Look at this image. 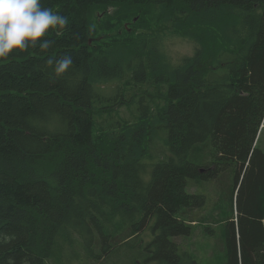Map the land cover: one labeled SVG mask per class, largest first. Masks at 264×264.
<instances>
[{
	"label": "trees",
	"instance_id": "obj_1",
	"mask_svg": "<svg viewBox=\"0 0 264 264\" xmlns=\"http://www.w3.org/2000/svg\"><path fill=\"white\" fill-rule=\"evenodd\" d=\"M41 5L68 17L66 29L44 38L46 52L0 60V264H48L74 245L91 264H197L172 239L210 216L232 219L221 201L198 212L202 185L224 172L230 184L228 171L237 223L224 225L226 264H264V154L252 151L264 120V0ZM165 33L194 54L167 62ZM66 54L73 65L55 78L47 62ZM148 86L165 88L157 112ZM124 105L133 120L114 121Z\"/></svg>",
	"mask_w": 264,
	"mask_h": 264
},
{
	"label": "rangeland",
	"instance_id": "obj_2",
	"mask_svg": "<svg viewBox=\"0 0 264 264\" xmlns=\"http://www.w3.org/2000/svg\"><path fill=\"white\" fill-rule=\"evenodd\" d=\"M257 12H260L259 10ZM124 25V24H123ZM121 27L122 32L124 29L126 30V26L124 25ZM132 30V28L130 27ZM161 30H157L154 33H160ZM127 32H136L130 31L127 29ZM160 45L162 47L163 52L166 55L167 62H169L172 65L177 64L180 60L186 57H191L194 54L195 47L193 44L189 43L186 40H183L179 37H176L175 35H172L170 33H165L163 37L159 38ZM117 83L114 82L113 86L115 87ZM146 88V87H145ZM148 95H151L150 99L152 101L153 107L156 110H158L164 102V91L165 88L162 86L161 88H152V86H148ZM160 89V91H157ZM151 92V93H149ZM131 91L129 90V94H126L124 96V99L121 100V102L127 104L128 99L131 95ZM134 115V107H131L130 109H127L124 106L118 109L117 113L112 114V118L114 121H118L120 119L124 121L131 122L133 120ZM136 115V114H135ZM134 115V116H135ZM106 118V117H105ZM98 122V120H96ZM263 154H264V125L260 131L259 141H258V147ZM152 153L154 154L155 158L163 159L164 157H167L169 155L168 149L164 146L161 139L156 138L153 141V144L151 146ZM200 169H207L205 167H201ZM151 171V170H150ZM231 171H228L226 176L229 178L230 184L223 181L222 177H224L225 173L219 174L217 180H212L210 183L203 184L202 188H200L201 192L206 193V199L204 203L202 204V208L204 210H207L209 207H212V210L215 209V206L222 202L224 209L223 215H230L232 213V216L236 217V206L235 203H232V207L230 206L227 196L228 193L232 187L233 180H234V174H230ZM230 174V175H229ZM219 182V187H218ZM218 187V189H217ZM199 188L197 187V191ZM189 193H195V188H190ZM211 210V211H212ZM198 214V213H197ZM206 217V215H205ZM219 217V216H218ZM225 219L227 217H224ZM120 220V219H116ZM222 221L226 222L227 220H224L222 218ZM215 224V222L213 223ZM207 225V223L204 224V226H198L194 229L193 236L189 237H179L174 238L172 240H175V243L181 244L183 241L182 250L184 252H190L192 254L193 259L196 261L197 264H226V252H225V230L224 225L225 224H215V225ZM264 225V222L262 223ZM206 230L212 231V233L207 234ZM146 231L141 232L139 234V239L146 240ZM78 241V240H77ZM149 241V240H148ZM147 241V242H148ZM150 242V241H149ZM77 245H74L72 248L69 249V247L63 246L61 254H57L54 259L48 262V264H91L90 262L86 261L83 257V251L76 247ZM120 252L122 253H128L127 249H120ZM82 255V257H81ZM124 263V262H123ZM120 262V264H123ZM128 261H126L127 264ZM155 264V263H151Z\"/></svg>",
	"mask_w": 264,
	"mask_h": 264
},
{
	"label": "clouds",
	"instance_id": "obj_3",
	"mask_svg": "<svg viewBox=\"0 0 264 264\" xmlns=\"http://www.w3.org/2000/svg\"><path fill=\"white\" fill-rule=\"evenodd\" d=\"M69 24L68 17L44 8L41 0H0V60L37 49L46 52L50 32L61 35ZM51 74L63 76L73 65L71 55L49 60Z\"/></svg>",
	"mask_w": 264,
	"mask_h": 264
},
{
	"label": "bare ground",
	"instance_id": "obj_4",
	"mask_svg": "<svg viewBox=\"0 0 264 264\" xmlns=\"http://www.w3.org/2000/svg\"><path fill=\"white\" fill-rule=\"evenodd\" d=\"M257 7V6H256ZM117 9L118 8H110L109 9V11L111 12V13H115V12H117ZM256 9H260V8H254V10H256ZM264 11V10H263ZM263 11H262V15H263ZM264 16V15H263ZM134 22H135V19H134ZM125 26H126V28L128 29V30H130L131 31V29L129 28V26L127 25V24H125ZM195 47V46H194ZM259 136H260V129H259V131H258V133H257V136L254 138V140H253V146H252V151L256 148V147H258V141H259ZM234 203H235V201H234ZM215 222V224H227L228 222H234L235 224L237 223V212H236V217H232V219L231 220H227L226 222H224V221H222V220H220L218 223H217V221H214L213 220V217L212 216H210L208 219H207V225H209V226H211L213 223ZM215 224H213V225H215ZM80 248V247H79ZM70 249V248H69ZM81 249V248H80ZM82 250V249H81ZM83 251V250H82ZM84 254V253H83ZM81 257H82V255H81Z\"/></svg>",
	"mask_w": 264,
	"mask_h": 264
},
{
	"label": "flooded vegetation",
	"instance_id": "obj_5",
	"mask_svg": "<svg viewBox=\"0 0 264 264\" xmlns=\"http://www.w3.org/2000/svg\"><path fill=\"white\" fill-rule=\"evenodd\" d=\"M200 194V193H199ZM200 195H202V194H200ZM204 203V201L202 202H200L199 203V206H198V212H199V209L202 207V204ZM264 222V220H261V223H263Z\"/></svg>",
	"mask_w": 264,
	"mask_h": 264
},
{
	"label": "water",
	"instance_id": "obj_6",
	"mask_svg": "<svg viewBox=\"0 0 264 264\" xmlns=\"http://www.w3.org/2000/svg\"><path fill=\"white\" fill-rule=\"evenodd\" d=\"M263 15H264V11H263Z\"/></svg>",
	"mask_w": 264,
	"mask_h": 264
}]
</instances>
